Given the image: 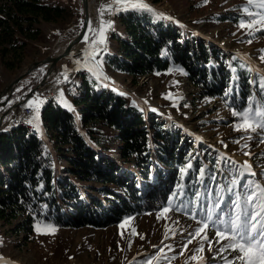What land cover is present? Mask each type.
I'll return each instance as SVG.
<instances>
[{"label":"rangeland","instance_id":"rangeland-1","mask_svg":"<svg viewBox=\"0 0 264 264\" xmlns=\"http://www.w3.org/2000/svg\"><path fill=\"white\" fill-rule=\"evenodd\" d=\"M43 1H48L51 5H61L65 7V11L56 21L41 20L36 23L41 30V36L37 40H27L20 61L14 68H8L0 54L1 89L33 61L61 51L81 28V0ZM107 2L108 0H105L104 4ZM145 2L156 13H163L171 19L159 18L147 11L152 17L177 26L181 29L183 37L217 47L221 52V58L232 71L246 69L248 81L252 85L250 87L255 94L235 102L231 98V90L235 88V85L231 84L228 92L222 96L203 95L198 87L191 83L185 71L178 67L153 72L133 81L126 73L107 65V54L112 53L116 48L113 36L123 33V28L118 18L120 11L114 15L105 11L103 19L112 21V28L105 33L107 40L106 46L103 47H106V51L99 44L95 47L101 48L96 61H99L100 71L108 79L97 80L96 75L89 70L96 64V61L87 59L91 41L95 37L86 34L88 40L84 39L77 47L82 52L81 57L74 55L67 59L66 68L63 69L67 76L59 81L57 96L49 92V88H42L43 96L40 100L43 103L39 105V124L42 130L40 133L48 147L54 150V139L40 115L49 101H59L61 92L65 97L72 98L76 91L67 93V80L71 79L74 89H77L81 77L90 78L121 94L120 89L116 87L118 84L129 92L121 94L122 96L144 110L156 114L163 120L162 123H165V126L180 130L182 135L190 141L192 146L187 148L186 152L190 156L184 157L186 159L182 168L184 171L182 172L181 165L176 169L179 177L175 180L176 184L165 205L127 216L120 222L107 227L54 226V234H45L50 230L44 225L49 223L37 222L31 232L23 230L16 232L17 220L11 224L0 221V264H147V262L150 264H225L226 260H234V257L239 255L231 249L219 251L221 245L227 244L228 241L217 243L219 237L216 236V228L212 227V222H209V228L202 233L208 237L207 240L196 237L191 244H187V241L191 238L189 233L194 234L200 227L197 220H204L209 212L213 215V221H217V217L221 220H227L230 216L234 217L235 213L242 208H236L233 202L247 193L249 184L255 181L264 185V142H262L264 130L257 129L256 132L250 129L237 130V125L242 121L240 117L233 115L234 112L249 107L253 98L258 103L264 102V88L261 87L264 81V60L261 59L264 57V30L256 31V28L262 27L260 24L252 29L240 27L242 22L251 23L252 17L245 12L246 7L252 13L258 12L259 9L249 5L248 0H207V3L204 0H145ZM99 27L100 24L97 30ZM10 59L11 55L7 54L6 60L10 61ZM77 62H79L78 66H76ZM70 64L76 67L68 70L67 67L71 66ZM39 72L38 69L35 73L36 78L43 77V74L40 75ZM55 73L54 77L48 80L55 81L53 79ZM236 77L237 73H234L233 78ZM69 104L73 109L70 111L73 112L76 120L80 121L79 111L74 105ZM9 115L12 116V112ZM9 115L4 117L3 124H6ZM32 117L33 113H20V117L13 119L10 124L11 126L19 125L18 122H28ZM11 126L7 128L10 129ZM104 131L112 140L106 144L109 151L105 152V155L119 160L121 155L117 150L118 141L115 139L114 131L108 128H104ZM197 159L200 160L195 178L190 180L191 183L196 184L194 190L190 182L186 181L184 173L187 168L188 170L193 168L192 162ZM245 162L251 165L252 173L255 175L244 172L242 166ZM59 164V177L73 179L66 171L67 163L61 160ZM189 164L191 167H188ZM201 169L204 170L203 175H201ZM133 170L136 171L135 168ZM207 171L210 176L212 174L213 178L221 182L213 196H218L214 204L212 200L208 204L201 203L203 199L198 202L204 193L203 188L208 179ZM233 180L237 181L235 185L232 184ZM208 181L213 182L212 179ZM77 183L88 193L94 192V187L97 186L92 182L77 181ZM186 189L195 191L190 193V199L185 198ZM173 193L177 195L173 197ZM216 203H220V208L213 207ZM166 207L171 210L164 213L163 209ZM38 224L39 231H37ZM217 226L222 227L218 222ZM185 244L187 248L184 247ZM201 246L203 251H197ZM192 256H196L197 259H191ZM235 264L240 262L235 261Z\"/></svg>","mask_w":264,"mask_h":264},{"label":"trees","instance_id":"trees-1","mask_svg":"<svg viewBox=\"0 0 264 264\" xmlns=\"http://www.w3.org/2000/svg\"><path fill=\"white\" fill-rule=\"evenodd\" d=\"M64 11L65 7L43 0H0V54L4 64L14 68L27 40L41 36L36 23L56 21ZM118 18L123 33L113 36L116 48L107 54V65L133 81L178 67L206 96H222L231 84L235 85L231 90L235 102L255 92L248 71H232L217 47L183 37L180 28L147 11H120ZM37 70L20 80L6 107L14 103L24 82L37 77ZM24 89L26 94L31 88ZM75 91L70 99L80 121L53 100L43 108L41 118L54 139L55 151L24 125L0 133V221L11 224L17 220L16 232H31L37 222L64 228H103L153 210L167 203L179 177L176 169L185 165L187 148L192 145L180 130L165 126L156 114L93 79L81 77ZM104 128L114 131L119 160L105 155L109 151L106 144L112 140ZM61 160L67 163L66 171L74 180L59 177ZM199 160L184 173L188 183L195 178ZM206 173L213 182L206 180L198 202L203 199L201 203L208 204L212 200L214 204L218 196H213L221 182ZM77 181L97 186L88 193ZM191 182L195 190L196 184ZM194 192L186 189L185 198L190 199Z\"/></svg>","mask_w":264,"mask_h":264},{"label":"snow or ice","instance_id":"snow-or-ice-1","mask_svg":"<svg viewBox=\"0 0 264 264\" xmlns=\"http://www.w3.org/2000/svg\"><path fill=\"white\" fill-rule=\"evenodd\" d=\"M204 2L207 3V0H204ZM248 4L255 6L259 11L252 13L250 9L246 7L245 12L252 17L251 23L245 24L242 22L240 27L252 29L255 25L260 24L262 27L256 28V31L264 30V0H248ZM114 5L116 6L115 8ZM127 10L148 11L159 18L171 19L170 17H166L163 13H156L145 0H108L107 4H101L98 10L100 16L99 30L92 28L91 21L88 22L89 31L94 34L95 38L91 41L90 52L87 59L96 61V56L101 51V48L95 47L97 44L102 47L106 46L107 37L105 33L112 28V21H105L103 19L105 11H108L110 15H114L119 11ZM256 17H258V19H256ZM249 34L251 35L252 33L250 32ZM85 40H88L87 36H85ZM103 50L106 51V47H103ZM261 59L264 60V57H261ZM89 70L96 75L97 80L108 79L104 76L103 72L100 71L99 61H96L95 67ZM178 71L182 70L178 69ZM261 87L264 88V81H262ZM17 91H19V89H17ZM59 102L69 110H73L71 105L64 99L63 92L60 93ZM42 103L43 101L40 100L39 97H36L35 100L30 99L24 105V107L33 109V117L28 123L33 124L37 132L42 131L39 124V105ZM153 111H155V109H153ZM233 115L240 117L242 121L237 125V130L250 129L252 132H256L257 129L264 130V102L258 103L255 98H253L249 103V107L242 111L234 112ZM245 155H249V153H245ZM188 167H191V164H189ZM242 167L244 172L249 175H255L252 173L251 165L247 162H245ZM183 171L182 169V172ZM200 171L201 175H203L204 170L201 169ZM241 175H243V173H241ZM236 183L237 181H232L233 185ZM229 191H231V189H229ZM176 195L177 193H173V197ZM233 203L236 208H242V210L237 211L234 217L230 216L227 220H221L217 217V221H213V215L209 212L204 220H197L200 227L195 230L194 234L189 233L191 238L187 241V244H191L192 240L196 237H200L201 240H207L208 237L202 235V233H205V230L210 226L209 222H212V227L216 228V236L219 237L217 243L224 240L228 241L227 244L221 245L219 251L223 252L227 249H231L239 253V255L234 257V260H226L225 264H235V261H239L240 264H264V185L252 181L248 186L247 193ZM213 207L220 208V203H216ZM170 210L171 208L166 207L163 209V212L167 213ZM193 219H195V216H193ZM217 222L219 225H222V227H218ZM44 227L50 230L45 234H54L55 228L53 225L47 224L44 225ZM39 230L40 225L38 224L37 231ZM141 239H143V236H141ZM187 244L184 245L185 248H187ZM209 247L211 248L212 245L210 244ZM197 251H203V246L197 249ZM191 259L196 260L197 257L192 256ZM147 264H150V262H147Z\"/></svg>","mask_w":264,"mask_h":264},{"label":"water","instance_id":"water-1","mask_svg":"<svg viewBox=\"0 0 264 264\" xmlns=\"http://www.w3.org/2000/svg\"><path fill=\"white\" fill-rule=\"evenodd\" d=\"M81 13H82V25L78 33L73 36L64 48L56 54H49L43 59L33 61L23 72L18 74L9 84L0 90V100L2 96H5L3 101H0V133L3 132L2 121L4 117L9 115L13 110L26 103L31 97L33 92L38 89L39 86L45 84L49 78H52L54 73L59 69L58 62L61 60L77 55L81 57V51L77 47L84 41L88 30L89 21V2L88 0H81ZM42 67L44 69L43 77L40 82L35 84L23 97L14 102L10 107H6V104L13 92L15 86L20 82L22 78L28 75L32 70ZM14 127V126H13ZM11 127V128H13Z\"/></svg>","mask_w":264,"mask_h":264},{"label":"bare ground","instance_id":"bare-ground-1","mask_svg":"<svg viewBox=\"0 0 264 264\" xmlns=\"http://www.w3.org/2000/svg\"><path fill=\"white\" fill-rule=\"evenodd\" d=\"M104 1L105 0H88V2H89V11H90V14H89V21H91L92 22V28H94V29H97V26L99 25L98 24V21L100 20V16H99V9H100V7H101V4H104ZM88 21V22H89ZM87 34H89L91 37H93L94 36V34L92 33V32H90L89 31V26H88V30H87ZM87 36V35H86ZM81 56V55H80ZM79 65V62H77V65L76 66H78ZM81 77V76H80ZM66 84H68L67 86H66V88H67V93H73L76 89H74V85H72L73 84V81L71 80V79H69V80H67V83ZM116 84V83H115ZM76 85H77V83H76ZM116 87L118 88V89H120V92L121 93H123V94H125V93H129L128 92V90H126L124 87H122V86H120V85H118V84H116ZM124 91V92H123ZM52 93H54V92H52ZM55 102V101H54ZM57 103H59L58 101H57ZM12 120L13 119H11V121L10 122H12ZM18 124H20V125H24V126H26V127H28V128H31L32 130H33V132L37 135V136H39V137H42V135H41V133L40 132H37L36 131V129L34 128V126L32 125V124H30V123H28V122H18ZM12 126H16V125H12ZM11 126V127H12ZM10 127V128H11ZM8 129V128H7ZM6 130V129H5ZM9 130V129H8Z\"/></svg>","mask_w":264,"mask_h":264},{"label":"crops","instance_id":"crops-1","mask_svg":"<svg viewBox=\"0 0 264 264\" xmlns=\"http://www.w3.org/2000/svg\"><path fill=\"white\" fill-rule=\"evenodd\" d=\"M69 57H67V58H65V59H63V60H61L60 62H58V65H59V69L56 71V75H55V78H53L55 81H59V80H62V79H64L67 75H65L64 74V68H66V65H67V59H68ZM71 65V64H70ZM73 66H74V64L73 65H71V66H69V67H67V69L68 70H70V69H73ZM39 70H40V72H39V74L40 75H42L43 74V72H44V69L42 68V67H40V68H38ZM69 75V74H68ZM54 77V76H53ZM37 79L38 78H35V79H33V80H31L29 83H26V82H24V84H23V86H22V88L19 90V91H17V93L15 94V96H14V102H16V101H18L21 97H23V95H25V87H26V89H30L32 86H34L36 83H37ZM7 85V84H6ZM0 89H1V87H0ZM59 96H60V94H59ZM63 96H64V99L68 102V103H71L70 102V98H67V97H65V95L63 94ZM66 96H68V95H66ZM5 99V96H2V98H1V100L0 101H3ZM28 100H30V99H28ZM28 100L26 101V103L28 102ZM59 102V101H58ZM59 104H62V103H60L59 102ZM72 104V103H71ZM12 114H13V112H12ZM41 116V115H40ZM12 117H13V115L12 116H10L9 115V118L7 119V122H6V124H3V126L4 127H9V126H11V124H10V121H11V119H12ZM42 119V118H41ZM4 120V119H3Z\"/></svg>","mask_w":264,"mask_h":264},{"label":"built area","instance_id":"built-area-1","mask_svg":"<svg viewBox=\"0 0 264 264\" xmlns=\"http://www.w3.org/2000/svg\"><path fill=\"white\" fill-rule=\"evenodd\" d=\"M76 67L75 65L73 68ZM60 81V80H59ZM59 81H53V80H48L45 84L41 85L36 89L33 94L31 95L30 99L35 100L36 97L43 96L42 95V88H49V92H54L55 96H57V87L59 85ZM25 105V104H24ZM24 105L19 106L15 110H13V117L12 119H16L20 117V113H33V109L29 107H24Z\"/></svg>","mask_w":264,"mask_h":264}]
</instances>
